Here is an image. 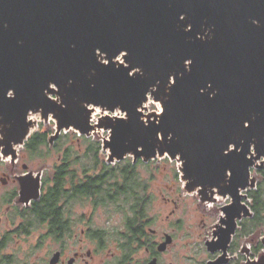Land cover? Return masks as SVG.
<instances>
[{
	"label": "water",
	"instance_id": "95a60500",
	"mask_svg": "<svg viewBox=\"0 0 264 264\" xmlns=\"http://www.w3.org/2000/svg\"><path fill=\"white\" fill-rule=\"evenodd\" d=\"M149 99L159 113H143ZM95 109L111 115L92 124ZM37 116L55 123L50 143L102 130L109 162L176 161L186 193L251 216L240 202L264 163V0H0V151L23 146Z\"/></svg>",
	"mask_w": 264,
	"mask_h": 264
},
{
	"label": "flooded vegetation",
	"instance_id": "af4514ba",
	"mask_svg": "<svg viewBox=\"0 0 264 264\" xmlns=\"http://www.w3.org/2000/svg\"><path fill=\"white\" fill-rule=\"evenodd\" d=\"M55 134L52 120H39L29 138L44 137L48 147L41 145L39 151L27 150L28 138L13 152L0 151V264H256L259 261L260 228L252 208L257 184L242 193L247 200L240 202L247 206L251 216L244 217L242 210L239 214L232 210L226 216L223 209L232 204L229 196L214 194L203 198L198 191L186 193L179 182L157 184L155 176L162 172L152 167L155 160L144 162L127 156L109 162L108 152L100 151L95 154V162H85L83 136L72 130L62 131L50 143ZM74 135L78 151L53 150L59 139ZM99 164H129L123 177L118 178L129 189L128 199L85 197L84 189L90 178L97 180ZM98 187L95 185L92 190L97 191ZM183 195L191 197L189 213L182 207ZM157 207L166 213L163 215Z\"/></svg>",
	"mask_w": 264,
	"mask_h": 264
},
{
	"label": "trees",
	"instance_id": "16d2710c",
	"mask_svg": "<svg viewBox=\"0 0 264 264\" xmlns=\"http://www.w3.org/2000/svg\"><path fill=\"white\" fill-rule=\"evenodd\" d=\"M37 136H32L26 143L27 150L39 151L41 145L47 146L45 143V138L42 140L37 138ZM76 135L73 137L65 136L59 139L55 144L53 150L56 152H75L79 149L76 147ZM71 141L73 143H71ZM48 147V146H47ZM81 147L82 151L87 154L84 158L85 162H95V154L101 151L100 142H95L91 138L81 137ZM96 165H91L90 168H95ZM86 167V165H85ZM98 168L100 172L98 174L97 180L90 181L87 183L84 189V195L88 198H96L99 200H125L129 198L128 187L125 182L119 179L125 174V170L129 168V164L126 165H116V166H104L99 164ZM119 178V179H118ZM104 179V180H103ZM102 180V181H101ZM113 180V181H112ZM95 185H99L98 190H92ZM252 198V194L250 195ZM253 211L255 213L256 219L259 224V228L264 227V189L262 185H258V193L254 197Z\"/></svg>",
	"mask_w": 264,
	"mask_h": 264
},
{
	"label": "rangeland",
	"instance_id": "374dc122",
	"mask_svg": "<svg viewBox=\"0 0 264 264\" xmlns=\"http://www.w3.org/2000/svg\"><path fill=\"white\" fill-rule=\"evenodd\" d=\"M145 107H146V111L143 112L145 115L152 113V112L159 113L161 111L160 105L158 103H154L151 99L148 100V102L145 104ZM106 114L111 115V114H108L106 112H102L100 109H95V111L92 115V123H95L99 117L104 116ZM120 115L123 116L122 114H120ZM32 119L35 120L36 122L41 120L38 116L32 117ZM107 137H108V133L103 132L101 130V131L96 132V134L93 135L91 137V139L95 142H100L101 147H102L101 142H102V140L106 139ZM101 151H103L102 148H101ZM152 167L153 168L156 167L162 172V173L159 172L160 174L155 176V178L158 179L157 181H155L157 184L165 185V184L172 183V182H179L181 189L183 188L182 186H184V184L180 179V173L178 171L180 165L178 162H176V161L171 162L167 158H162V159L157 158L153 162ZM172 174H174L175 176ZM173 176H174V180L172 178ZM251 177L254 178L257 185H259V184L262 185V188L264 189V163H263V166L259 169H251ZM156 183H155V185H157ZM181 191H182L181 193H184L183 190H181ZM156 194H158V192ZM184 195L181 196V204L183 205L182 207L184 209H186L187 212L189 213V211L190 212L192 211V202L190 200L191 197L186 196V198H185ZM159 203H161V201ZM156 206H160V205H156ZM157 210L162 211L163 215H164V213H166V210H164L161 207H157ZM258 238H259V242H260L259 256L261 257L262 255H264V246L261 244V241L264 238V227L259 229Z\"/></svg>",
	"mask_w": 264,
	"mask_h": 264
}]
</instances>
